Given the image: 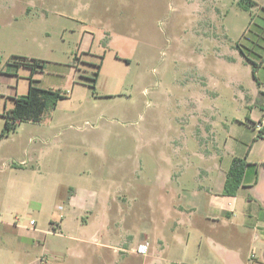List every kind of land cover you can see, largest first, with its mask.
Listing matches in <instances>:
<instances>
[{"label": "rangeland", "instance_id": "obj_1", "mask_svg": "<svg viewBox=\"0 0 264 264\" xmlns=\"http://www.w3.org/2000/svg\"><path fill=\"white\" fill-rule=\"evenodd\" d=\"M238 1L0 0V264H137L104 245L172 237L169 210L194 186L199 154L247 119L229 84L239 75L213 60L219 40L264 48V0L248 11ZM35 59L46 63L36 86L68 98L1 138L3 114L29 90L23 61ZM26 148L34 160L12 167ZM53 159L71 163L68 175L49 173ZM64 185L104 191V214L74 217ZM32 220L50 230L45 248L26 238Z\"/></svg>", "mask_w": 264, "mask_h": 264}, {"label": "crops", "instance_id": "obj_2", "mask_svg": "<svg viewBox=\"0 0 264 264\" xmlns=\"http://www.w3.org/2000/svg\"><path fill=\"white\" fill-rule=\"evenodd\" d=\"M219 39L220 35H217ZM242 41L243 37H240L236 46L224 51L219 40V46L213 51V60L218 71L225 65L239 75L236 83L229 84L233 89V102L245 103L240 108L246 110L247 119L233 120L227 127L228 137L223 147L216 145L214 150L210 151L209 148L208 153L199 154L203 164L197 168L194 186L189 190L183 189L181 203L169 210L172 224L168 233H172V237L165 234L156 236L129 249L104 245L107 249L123 251L128 254L125 255L126 260H132L130 256L135 261L139 260L137 264H264V48L255 46L248 39L243 42L247 51L244 52L239 45ZM242 73L248 77H243ZM202 79L205 96L209 94L207 88L210 82ZM214 85L217 86V83L214 82ZM216 86L212 94L219 98L221 90ZM23 152L26 158L13 159L12 167L26 168L27 163L34 160L29 158L28 148ZM27 158L28 161L25 160ZM236 158L246 159L248 166L237 194L226 196L227 174ZM15 161L20 163L15 164ZM70 165L68 160L53 159L47 168L50 174L66 176ZM38 167L34 172L42 171L39 164ZM80 174L85 175V172ZM90 176L89 173L85 181L90 180ZM63 188L67 189L66 204L69 211L77 219L82 220L84 214H104V191L92 190L85 185H64ZM31 222L32 227L26 229L28 242L32 248H45L44 237L50 234V230L41 231L36 228L37 222L34 221V225ZM53 224L62 231L60 223ZM180 230L186 231L184 238L177 234ZM74 241L84 244L80 240ZM145 242L150 244L149 252L146 255L136 254L135 249ZM71 253L74 255L73 250Z\"/></svg>", "mask_w": 264, "mask_h": 264}, {"label": "trees", "instance_id": "obj_3", "mask_svg": "<svg viewBox=\"0 0 264 264\" xmlns=\"http://www.w3.org/2000/svg\"><path fill=\"white\" fill-rule=\"evenodd\" d=\"M238 4L241 8L248 11L250 7L255 5V2L253 0H239ZM23 62L24 65L31 69L29 90L27 95L15 98L13 109L3 114L5 123L1 132V138L9 136L16 130L18 125L23 122L41 123L48 111L55 110L61 100L68 98V96L63 94L61 91L44 89L36 86L34 83V74L38 70H44L46 67V63L44 61L35 59ZM101 65L96 78L93 80V86L97 84L99 73L102 68ZM247 166L248 163L246 159H234L227 174L224 189V194L226 196H235L238 190L242 187V181Z\"/></svg>", "mask_w": 264, "mask_h": 264}, {"label": "built area", "instance_id": "obj_4", "mask_svg": "<svg viewBox=\"0 0 264 264\" xmlns=\"http://www.w3.org/2000/svg\"><path fill=\"white\" fill-rule=\"evenodd\" d=\"M32 225L35 224L34 221L31 222ZM150 250V244L148 242L140 244L136 249L135 253L138 255H146Z\"/></svg>", "mask_w": 264, "mask_h": 264}]
</instances>
